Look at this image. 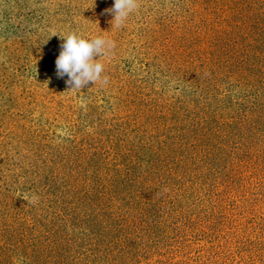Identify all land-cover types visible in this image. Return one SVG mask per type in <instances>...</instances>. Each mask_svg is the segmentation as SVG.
Masks as SVG:
<instances>
[{
    "label": "rangeland",
    "instance_id": "1",
    "mask_svg": "<svg viewBox=\"0 0 264 264\" xmlns=\"http://www.w3.org/2000/svg\"><path fill=\"white\" fill-rule=\"evenodd\" d=\"M137 3L0 0V264H264V0Z\"/></svg>",
    "mask_w": 264,
    "mask_h": 264
},
{
    "label": "clouds",
    "instance_id": "2",
    "mask_svg": "<svg viewBox=\"0 0 264 264\" xmlns=\"http://www.w3.org/2000/svg\"><path fill=\"white\" fill-rule=\"evenodd\" d=\"M138 7L137 0H113L112 7L105 9V12L112 14L111 21L120 28ZM61 38L63 43L55 59V73L58 78L66 77L68 89L81 90L97 81L107 83V77L102 76L104 65L94 57L107 55L114 46L112 41L101 36L84 38L75 32Z\"/></svg>",
    "mask_w": 264,
    "mask_h": 264
}]
</instances>
